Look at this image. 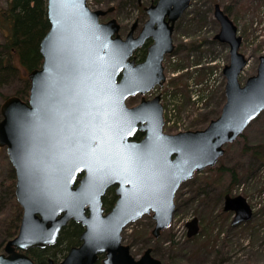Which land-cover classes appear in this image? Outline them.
Masks as SVG:
<instances>
[{"label": "water", "instance_id": "obj_1", "mask_svg": "<svg viewBox=\"0 0 264 264\" xmlns=\"http://www.w3.org/2000/svg\"><path fill=\"white\" fill-rule=\"evenodd\" d=\"M151 1L139 35L135 22L123 38L117 19L100 21L114 7L91 10L87 0H47L50 29L40 43L42 66L28 73V100L12 96L1 106L0 147L16 171L23 216L0 264H35L26 251L54 246L71 220L85 228L81 244L49 264H96L100 255L103 264H165L152 248L136 259L123 243V230L153 213L152 234L160 237L173 221L180 186L214 167L225 146L264 111V55L257 73L241 84L249 61L241 52L243 38L219 4L215 39L230 47V63L218 118L203 130L167 134L160 96L128 108V96L163 85L175 24L193 0ZM149 38L154 42L146 60L136 64L133 54ZM138 130L144 138L131 140ZM111 186L118 198L105 214L103 197ZM224 210L234 213V226L253 218L243 196L227 195ZM199 230L196 218L188 223L189 237Z\"/></svg>", "mask_w": 264, "mask_h": 264}, {"label": "rangeland", "instance_id": "obj_2", "mask_svg": "<svg viewBox=\"0 0 264 264\" xmlns=\"http://www.w3.org/2000/svg\"><path fill=\"white\" fill-rule=\"evenodd\" d=\"M8 3L0 0V21ZM216 3L229 12L243 37L241 52L249 63L241 74V83L257 73L259 58L264 55V0H193L175 26L176 48L164 61L167 80L149 96L162 99L167 133L205 129L221 114L226 102L223 70L230 63V52L228 45L214 40L220 30L214 17ZM148 4L144 1L139 6L137 0H88L93 10L115 7L101 20L117 19L123 36L135 22L143 26L147 20L143 8ZM26 83L14 78L2 86V93L9 97L24 92ZM138 101L132 99L129 103ZM260 145H264V113L237 141L225 147V155L215 167L197 173L180 187L173 224L161 239L152 236V215L126 228L124 242L131 245L132 253L138 258L143 249L151 247L158 259L170 264H264V166L245 151V147ZM9 166L6 150L0 148V182L9 177ZM227 194L245 197L254 210L253 220L233 226L234 213L224 211ZM193 218L200 225L194 239L187 236V222Z\"/></svg>", "mask_w": 264, "mask_h": 264}, {"label": "trees", "instance_id": "obj_3", "mask_svg": "<svg viewBox=\"0 0 264 264\" xmlns=\"http://www.w3.org/2000/svg\"><path fill=\"white\" fill-rule=\"evenodd\" d=\"M8 2V7L3 11L0 21V30L4 35V42L0 43V109L2 102L7 98L2 93V86L14 78L27 81L26 90L16 94L27 99L30 83L24 72L41 67L43 57L40 43L50 29L47 0H8ZM226 13L229 14L228 11ZM245 151L252 154L257 164L264 166V145L245 147ZM9 168V177L0 182V252L5 244L17 235L22 218V209L15 195L16 173L12 166ZM113 202L112 199L107 205L111 206ZM83 230L81 224L71 221L63 228L55 246L32 249L28 253L35 264H49L50 258L60 260L72 247L80 244ZM124 239L126 240L125 237ZM96 264H103L102 257Z\"/></svg>", "mask_w": 264, "mask_h": 264}, {"label": "flooded vegetation", "instance_id": "obj_4", "mask_svg": "<svg viewBox=\"0 0 264 264\" xmlns=\"http://www.w3.org/2000/svg\"><path fill=\"white\" fill-rule=\"evenodd\" d=\"M144 1H147V0H142V5H144ZM137 3H138L139 6H141V4L139 3V0H137ZM137 22H138V27L135 30V35L136 36L141 32V29H142V27L140 28L139 21H137ZM153 42H154L153 39L152 38H149L142 47H140V48H138L136 50L135 55H134L136 64H139V63L144 62L146 60L149 47L153 44ZM132 99H137V100L139 99V101L136 102V103L130 104L129 101L132 100ZM147 99H149V98H147ZM141 100H142V97L141 96H139V95H132V96H130V97L127 98L126 104H127V106L129 108H132V107L137 106L141 102ZM144 133L141 132V131H138L135 134V136H134L133 139L138 140V141L141 140L144 137ZM112 199L114 201L113 204L111 206H108L107 205V202L110 201V200H112ZM116 200H117L116 186H111L110 188H108V190L106 191V193H105V195L103 197V207L105 208V212H108L114 206ZM48 247L49 246H47L46 248H48ZM50 247H53V246H50ZM46 248H39V249H46ZM50 259L55 260L53 258H50ZM49 260H48V262H49ZM56 261H58V260H56Z\"/></svg>", "mask_w": 264, "mask_h": 264}, {"label": "snow or ice", "instance_id": "obj_5", "mask_svg": "<svg viewBox=\"0 0 264 264\" xmlns=\"http://www.w3.org/2000/svg\"><path fill=\"white\" fill-rule=\"evenodd\" d=\"M76 2H79V0H76Z\"/></svg>", "mask_w": 264, "mask_h": 264}]
</instances>
